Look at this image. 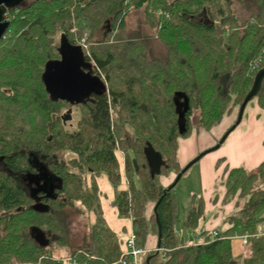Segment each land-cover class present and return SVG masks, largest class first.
Returning <instances> with one entry per match:
<instances>
[{"label": "trees", "instance_id": "1", "mask_svg": "<svg viewBox=\"0 0 264 264\" xmlns=\"http://www.w3.org/2000/svg\"><path fill=\"white\" fill-rule=\"evenodd\" d=\"M27 1L10 10L11 25L0 41V264H59L56 247L69 245L66 210L84 214L78 202L96 221L81 245H70L69 258L119 264L121 243L100 201L102 175L115 191L119 216L133 218L139 243L145 246L150 229L156 232V250L145 264L149 257L150 264L264 263V234L254 236L264 222V162L253 172L229 171L226 195L238 196V210L216 237L205 228L196 239L179 238L174 189L163 197L174 180L160 184L183 169L179 141L192 134L193 117L211 131L251 91L264 68V0H254L258 10L244 22L232 9L234 0ZM137 10L162 50L121 36ZM100 30L102 39L95 41ZM177 93L189 102L183 134L177 102L185 99L176 101ZM255 100L264 112V82ZM76 110L81 118L74 128ZM149 149L162 157L159 176ZM118 151L124 152L127 190L120 189ZM161 197L159 249L154 208ZM201 220L202 200L192 204L187 231ZM246 234L253 236L250 256H236L234 239Z\"/></svg>", "mask_w": 264, "mask_h": 264}, {"label": "rangeland", "instance_id": "2", "mask_svg": "<svg viewBox=\"0 0 264 264\" xmlns=\"http://www.w3.org/2000/svg\"><path fill=\"white\" fill-rule=\"evenodd\" d=\"M32 0H28L30 2ZM233 11L238 16L241 22L246 21L253 13H255L258 8L254 2V0H234ZM8 19L11 20L10 15ZM102 32L97 31L94 40L100 41L102 39ZM121 36L125 37L127 40L135 41V40H145L150 42L151 46L156 50H162V45L156 38V31L155 29L151 28L150 25L147 23L145 13L143 10L132 11L131 14L127 17L126 26L123 31L120 32ZM85 37L87 35L85 34ZM252 103L257 104V101H252ZM249 103V106L252 104ZM247 109V108H246ZM239 108H236L233 113L234 116H227L220 125L214 127L211 131H206L203 128H199V119L197 114L193 117L192 125L193 131L189 138L187 139H180L186 140L182 146H184L185 151L183 152L184 155L182 159H178V161L185 166L191 163L195 158H197L201 153L204 151L215 147L221 138L226 134V132L234 125L233 123L237 119ZM81 118V114L78 110L75 111L73 114V125L74 128L77 125L78 120ZM233 118V119H232ZM245 118V119H244ZM244 120L240 123V125L228 136L224 144L214 152L207 154L203 157L199 162H197L194 166H192L189 171L183 176L180 183L174 188V194L177 198V213H176V231L177 234L181 237L180 234H185L188 238L189 236L193 238L200 237L202 231L207 228L208 223L212 217L214 219L220 218L222 219V223L219 226V230L222 231L224 224L228 219V217L234 214L238 208L236 207V200H238V196H236L233 200L227 198V176L230 168L232 167V162H230L229 157L233 159H241L246 158L248 153L253 151L256 148L255 143L252 142L251 138H249L244 146V142H241L240 138L243 136V133L250 134L251 127L249 126L250 122L247 121V117H243ZM249 123V124H248ZM252 142V143H250ZM239 143L238 147L236 148L237 144ZM240 148H243L241 150ZM68 154V153H67ZM70 157L73 155L70 154ZM117 156L119 158L120 166L125 169V160H124V152L118 151ZM217 159L214 163V159ZM242 162L241 167L247 169L245 164L249 163L246 162L247 159ZM179 163V164H180ZM180 166L182 167V165ZM212 164L214 166H212ZM182 167V168H184ZM0 168H2L0 164ZM257 169V167L248 170L249 172H253ZM213 170H215L218 176L215 178L212 188H206L208 183L203 182V176L205 174H212ZM212 171V172H211ZM125 174V172L123 171ZM175 178V174L171 173L169 177H161L160 184H170ZM125 186H128L127 177L125 174ZM87 182L89 187L92 185V177L88 175ZM98 183V182H97ZM99 187V185H98ZM261 188L264 189V183L261 185ZM211 190V193H210ZM100 191V190H99ZM101 196V192H100ZM202 200L204 203V210H205V220H201L199 222L198 228L191 232L187 231L185 222L189 211L192 207L193 202L199 203ZM79 208L84 211V214H78L77 211L75 213L74 209L66 210L68 214H70L69 218V245L65 246V248L61 249L60 247H56L57 254L55 255V259L59 258V264H70V245L71 246H78L81 245L83 238L88 235L90 231V226L92 223L96 221V216L90 215L87 209H82L81 204L78 202ZM210 206L212 208L210 211V215L207 212V207ZM154 203H150L148 205L147 215L148 218L152 215ZM91 217V219L89 218ZM131 219V218H129ZM133 219V218H132ZM152 223V222H150ZM152 227V226H151ZM213 229H211L212 231ZM150 232L154 240L157 241L156 232L150 229ZM261 234H264L261 231ZM235 240H240V238H235ZM241 241V240H240ZM141 242V240H140ZM197 242V240H196ZM142 243V242H141ZM146 245V243L144 244ZM243 247V252L245 255H249L250 248ZM156 248L153 249L155 251ZM246 257V256H245ZM147 255H141L139 257V264H145Z\"/></svg>", "mask_w": 264, "mask_h": 264}, {"label": "crops", "instance_id": "3", "mask_svg": "<svg viewBox=\"0 0 264 264\" xmlns=\"http://www.w3.org/2000/svg\"><path fill=\"white\" fill-rule=\"evenodd\" d=\"M238 113H239V111H238ZM227 116L233 117L234 113H231L230 115H227ZM237 117H238V115H237ZM245 117H247V121L250 122V124L249 123L248 124L252 129H251L250 134L243 133V136L240 138V140H242V141L239 143L243 144V142H244V146L246 147V144L248 142L247 140L249 138H251L252 142L255 143L256 148L253 151L249 152L248 156L246 158L233 159V158H230L231 157L230 156L229 160H230V162H232L231 163L232 167L230 169L241 167L242 162L245 161L244 159H247L246 162H249V163L245 164L247 166L248 170H251L254 167L258 168V166L264 162V112L259 107L258 104L252 103L251 106L247 107V109L245 111ZM185 141L186 140H183V141L180 140L179 141V150H178V159L179 160L182 159V157L184 155L183 152L185 151V148H184V146H182V144ZM252 142H250V143H252ZM239 143L237 144L236 148L238 147ZM240 149L244 151L243 148H240ZM216 160L217 159L215 158L214 163L216 162ZM214 165L212 164V166H214ZM182 167H184V165H182ZM123 171L125 172V169H123V167H121L122 185H121L120 189L127 190L128 186L127 185L125 186V179H124L125 174L123 173ZM217 174L218 173L215 170H213L212 174H210V175L205 174V176H203V182L209 184V185H206V188L207 187H208V189L211 188L209 186L213 185L215 178L218 176ZM97 182H98L99 189L101 192L100 201H101L103 212H104V219H105L107 225L117 234V236L120 240V243H121V249L124 251V249H125L124 241H125L126 237L128 236V234L130 232L134 231L133 220L129 219V218L128 219L121 218L119 216L117 208L113 207L112 203H113L114 198H115V191H114L111 183L109 182L108 177L105 175H102L97 179ZM168 185L169 184L164 185V186L166 187ZM211 190H212V188H211ZM211 190H210V193H211ZM211 209L212 208H210V206L207 207V212L209 215H210V211H212ZM221 223H222L221 217L217 218V219H214V217H212L208 223L206 230L211 231V229H213L212 231H214V230L220 231L218 229L219 228L218 225H221ZM226 227H227V225L224 224L222 229H225ZM180 235H181V237L178 235L179 238H182L185 241L188 240V237H187L188 235L187 236L185 234H180ZM242 246L243 245H242V242L240 240L234 239L233 249H234V254L236 256H239V255L244 256L245 253L243 252ZM145 247H147L148 249H150L152 251L154 248L157 247V241L154 240L152 235L148 236ZM247 256H250V254ZM262 264H264V263H262Z\"/></svg>", "mask_w": 264, "mask_h": 264}, {"label": "water", "instance_id": "4", "mask_svg": "<svg viewBox=\"0 0 264 264\" xmlns=\"http://www.w3.org/2000/svg\"><path fill=\"white\" fill-rule=\"evenodd\" d=\"M22 1L24 0H0V41L5 37V34L11 25V20L7 19L8 10H12L16 8ZM263 82H264V68L257 73L251 91L248 93V95L246 96V98L244 99L243 103L240 106L238 117H237L235 124L226 132V134L221 138V140L215 147L210 148L204 151L203 153H201L197 158H195L191 163H189L179 172V174L175 177L173 183L163 191V197L167 193L171 192L180 183L183 176L189 171V169L192 166H194L197 162H199L207 154L217 151L224 144L228 136L242 122L247 106L253 100V98H255L258 95V93L260 92L262 88ZM178 98L185 99L183 103L177 102V112L179 115V120H178L179 128H180V133L183 134L187 130L186 114L189 111L188 109L189 102H188V98L183 93H177L175 100L177 101ZM146 156L153 169L154 175H158V176L161 175V166L163 165V160H162L160 153L155 152L153 149H149L146 151ZM163 197L159 199V201L157 202L154 208V212L156 215V221L158 225V233H159L158 234V248L159 249L161 247V241H162V225H161L159 215H158V207ZM151 258L152 257H149L147 259V264H150Z\"/></svg>", "mask_w": 264, "mask_h": 264}, {"label": "built area", "instance_id": "5", "mask_svg": "<svg viewBox=\"0 0 264 264\" xmlns=\"http://www.w3.org/2000/svg\"><path fill=\"white\" fill-rule=\"evenodd\" d=\"M85 40H86V37L82 41L83 45L86 44ZM254 67H257V63H255ZM261 231L264 232V222H262L258 226L256 234H254V236L263 235V234H261ZM218 233L219 232L216 230L213 231V235L215 237L218 236ZM251 237H253V236L249 235V234H246V235L239 237L241 242H242V245L244 247H249V244H250L249 240ZM197 242H199V241H197ZM124 247H125V249L121 255V258L119 260V264H139V257L141 255H147V254H150L152 252V250L148 249L145 246H142L139 243V236L137 235V233L135 231H132L128 234V236L126 237V239L124 241ZM69 260H70V264H78V262L74 259L69 258Z\"/></svg>", "mask_w": 264, "mask_h": 264}, {"label": "flooded vegetation", "instance_id": "6", "mask_svg": "<svg viewBox=\"0 0 264 264\" xmlns=\"http://www.w3.org/2000/svg\"><path fill=\"white\" fill-rule=\"evenodd\" d=\"M9 13H10V10H8V12H7V19H8Z\"/></svg>", "mask_w": 264, "mask_h": 264}]
</instances>
